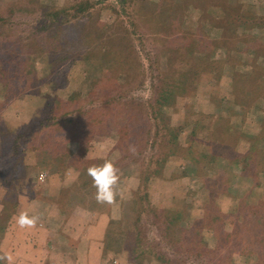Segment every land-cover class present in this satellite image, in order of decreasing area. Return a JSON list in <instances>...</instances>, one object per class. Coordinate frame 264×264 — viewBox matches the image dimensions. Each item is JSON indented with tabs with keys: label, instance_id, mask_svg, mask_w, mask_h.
Here are the masks:
<instances>
[{
	"label": "trees",
	"instance_id": "obj_1",
	"mask_svg": "<svg viewBox=\"0 0 264 264\" xmlns=\"http://www.w3.org/2000/svg\"><path fill=\"white\" fill-rule=\"evenodd\" d=\"M127 2L130 3L128 5L130 10L129 13L125 12V15L128 18L129 26L126 27L122 20H118L114 27L106 29L105 34L110 38L109 40H118L116 48H118V52L124 54L126 64L132 65L133 70L117 76L104 73V89L108 92V96L95 108H86L85 105H80L73 109L71 118L62 117L47 120L36 118L17 130L5 131L4 140L8 143V149L0 156V184L15 189L28 183L30 181L28 178L36 174L37 166L34 164L36 153L51 150L60 143L65 144L66 137L75 142V155L77 158L80 157V160L92 152L97 155V151L111 150L107 161H111L115 165L119 175V181L114 186L121 201L118 215L122 223L131 230L128 236L121 235L119 243L128 253L131 262L151 258L165 264H185L187 256H194L203 264H264V225L259 226L261 229H251L245 221L236 219V215L232 224L230 223L227 228L222 230L217 227V221L226 210L210 205L205 200L215 189L216 183L225 179L226 170L230 174L234 163L239 159L238 150L234 148L237 142L235 139L238 136L235 127L233 124L232 126L229 124L228 129L223 128L211 133L209 139L206 136L202 137L205 143L216 145L218 148H222L224 144L227 145L226 151L215 150L207 156L203 153V149L194 148L193 137L189 136L193 130L173 125L170 122V116H168V112H173L180 104L183 105L184 95L189 90L191 83L196 82L195 87L203 84L204 75H207V72L214 73L221 64L220 60L216 58V53L213 51L210 56L211 61L207 63L206 67L203 66L208 56H204L203 52L199 51L203 42L201 28L199 32L201 34H190L187 29L182 28L181 22L174 21L172 18L167 19L164 26L153 28L151 26L153 12L149 9L151 5L145 0H126L125 3ZM86 6L90 7V4L86 3ZM82 10L80 8L77 12L69 14L57 9H50L45 11L43 16L50 24L62 19L65 24L72 25L70 19L67 18H74L75 25L85 27V24L81 22ZM248 11L251 12L246 7L242 12L243 15L241 14L244 26L251 24L244 19L248 18ZM138 12L144 13V16L135 22L132 21L131 16L134 14L136 17ZM238 13L240 14V12ZM11 21V18L5 19L0 15V31L5 27H12L14 23ZM251 21L254 23V20ZM139 25L144 27L145 33L153 34L156 47H158L157 53L160 56L165 55L167 62H159V70L156 67L155 70L158 71L154 70L155 76H151L148 80L149 85L151 84L150 86L155 88L157 94L145 104L133 102L134 100L131 101V99L128 105H124L123 96L118 95V91L112 93L113 89L123 85L131 94L133 89L142 85L145 75L138 51L132 43ZM45 30L46 28L41 29V35L37 40L38 47L41 45L39 40L44 37ZM88 31L92 35L96 33L95 30ZM22 32L25 36L18 37L28 45H31L38 36L32 30H29L28 33ZM60 33L52 35L50 33V38L56 40L66 38L65 36L61 37ZM179 33L184 37L189 36L188 45L183 50H168L161 46ZM120 39L123 40L120 41ZM124 41L126 42L124 43ZM43 55L46 58L49 57V53L46 51L43 52ZM72 57V52L49 57L52 59L50 68L67 59L72 60ZM255 72L252 71V75L247 78L246 83L244 75H239L238 78L242 80V89L249 87L250 81L258 80L256 87L254 85L251 90L254 95H260L263 86L260 85L262 83L258 78L261 74L255 75ZM113 78L119 80L116 87L108 86ZM129 78L130 80L126 81ZM156 82L160 84L158 89L154 86ZM218 113L220 112L218 111ZM222 119L216 116L212 122L214 124ZM118 120L133 124L126 143H119L115 130L111 131V126H114L112 124ZM230 129H233L232 132L227 131ZM184 137L185 141L182 143L180 140ZM256 140L255 146L258 148L264 144V135ZM147 146L148 153L144 152ZM132 148L135 150L132 151ZM229 150L232 155L227 152ZM252 151L250 148L247 155ZM259 152L260 150L256 149V152L253 153L254 163L250 168V173L249 169H244L237 176V187L243 184L246 179H254V182L249 181V185L264 184V153ZM172 156H178L186 161L188 165L184 173L194 180L192 186L188 182V185L179 194L176 193L178 185L170 178L172 174L167 170ZM47 157L45 156V158ZM243 157L245 156H242V159ZM104 162L100 159L87 160L82 162V165L80 163L78 167L83 168L86 175L88 168L101 165ZM50 163H52L51 158ZM213 163L222 166V169L218 166H215L214 169L207 167ZM131 176L138 179V186L136 189L131 188L126 191L123 181ZM87 177L89 181L84 182L85 187H94L91 178L88 175ZM242 190L229 188V191L224 194L236 199L235 207L243 206L244 199L240 194ZM155 195H157L156 198ZM257 195L264 197V190L257 192ZM200 207L203 211L202 215L194 216L193 211H198ZM231 214L233 217L236 213L232 211ZM149 218L163 221L164 244L155 240L146 242L143 229ZM262 222L264 223V221ZM204 231L214 232L215 237L204 236ZM161 245L163 246L161 247ZM0 257H2L1 254Z\"/></svg>",
	"mask_w": 264,
	"mask_h": 264
},
{
	"label": "crops",
	"instance_id": "obj_2",
	"mask_svg": "<svg viewBox=\"0 0 264 264\" xmlns=\"http://www.w3.org/2000/svg\"><path fill=\"white\" fill-rule=\"evenodd\" d=\"M154 2H159L160 10L161 7L162 10L164 8L161 15L163 23L160 26H164L166 20L172 18L181 22L182 28L187 29L190 34L195 35L200 32V28L202 29L203 42L199 51L208 56L203 66L206 67L211 61L213 51L220 60L221 64L214 73L207 72V75H204L203 84L195 87L196 82L191 83L189 90L193 86L196 91H193L194 97L188 101L203 102V107H206L203 115L212 118L210 124L216 116L230 119L231 126L236 118L243 115L249 119L256 117L264 119V0H154ZM169 7L171 10L174 7L181 9L182 15L176 18L173 11L170 13ZM246 7L251 12L248 11V18L244 19L251 24L244 26L242 12ZM251 20H254V23ZM174 37L184 35L179 33ZM185 37L183 44L187 47L189 36ZM1 67L3 64H0V69ZM252 71H256L255 75L261 74L258 78L262 83L260 85L263 86L260 95H254L251 90L258 83L256 79L250 81L251 87L241 88L242 80L238 76L244 75L246 83ZM1 81L2 79H0V156L4 153L3 130H14L16 127L18 129L43 114L34 110V104L36 106L37 102L41 101L40 96L35 97L36 95L31 93L16 95L11 102L2 107L4 97ZM19 108L22 112H16ZM172 124L177 125L173 120ZM239 125L240 119L238 125L233 124L238 134L234 148L238 150V158L241 160L234 164L243 165L242 156H246L250 148L253 150L250 155L255 153L256 149L264 153V144L257 148L256 139L251 142L240 140L243 129ZM208 127L206 133L215 132L210 125ZM262 135L264 124L255 137ZM55 148L36 153L34 159L37 166L36 174L28 178L30 179L28 183L15 189L0 184V254L2 257L10 254L13 257L11 264H132L125 249L118 248V245L112 242V234L110 235L112 223L121 220L118 215L121 209L120 197L116 195L112 204L98 203L95 199L96 188L85 187L84 182H88L89 179L87 174L84 175V171L74 164V156L65 157V154L61 156L59 153L56 155ZM222 148L226 149L227 145L224 144ZM106 151H97L95 159H101L103 157L101 155ZM182 163L186 168L188 165L186 161L182 160ZM253 163L252 160L251 167ZM178 169L170 175L178 185L177 194L182 192L188 182L192 186L194 181L183 172L184 169ZM42 174L43 181L39 179ZM79 181L82 182L81 185L76 184ZM123 183L126 191H129L131 188L136 189L138 179L131 176ZM21 212L38 216L36 226L19 228L16 218ZM2 264L9 262L3 261Z\"/></svg>",
	"mask_w": 264,
	"mask_h": 264
},
{
	"label": "rangeland",
	"instance_id": "obj_3",
	"mask_svg": "<svg viewBox=\"0 0 264 264\" xmlns=\"http://www.w3.org/2000/svg\"><path fill=\"white\" fill-rule=\"evenodd\" d=\"M151 1L152 2L147 1L149 2L148 4L151 5V8L149 9L153 12L151 26L153 28H158L163 23L161 15L164 8L162 10L161 7L160 10V7L158 6L159 2L153 3L154 0ZM125 2L120 3L119 0H0V15L5 19L11 18V22L14 23L12 27H5V29L0 31V64H3L4 67V69L3 67L0 69V74L2 72L0 79H2L1 87L4 97V102L1 106H6L7 103L12 101L13 97L15 98L16 95H20L21 93L25 95H30V93L32 95L35 94V97L40 96L41 101L37 102L36 106L34 104L35 102L33 103L34 110H36V112H43L40 118L47 120L62 117L71 118V112H73L74 108H78L80 105H85L86 108H95L99 103L106 100L108 92L104 89L103 74L107 72L117 76L123 72L133 70L132 65L126 64L124 54L118 52V48H116L118 40H109L110 38L105 34L107 31L106 29L112 26L114 27L118 20H122L126 27L129 26L125 12L129 13L128 11L130 9H128V5L130 3ZM86 3H89L90 7H87ZM170 7V13L172 14L173 11L176 18H178L179 15H182L181 9L174 7L171 10ZM80 8L83 9L81 13V22L85 24V27L75 25L76 21L74 18H67L68 20L70 19L72 25L65 24L62 19L50 24L43 16V13L50 9H57L73 14ZM143 14L144 13H139L136 17L133 14V16H131L132 21L135 22L139 20L140 17L144 16ZM43 28H46V30L43 33L44 37H41L39 40L41 41V45L38 47L37 40L40 37L39 35H41V29ZM29 30L36 32L38 35L31 45L26 44L24 40H21L18 37L20 35L25 36L22 31L28 33ZM88 30H95L96 33L92 35ZM59 32H61V37L65 36L66 38H61L60 40L50 38V33L52 35ZM154 39L153 34L145 33L144 27L140 25L138 26L136 35L133 36L132 43L134 45L133 47L138 51V56L144 68L145 75L142 79L144 82L142 81V85L139 88L133 89L131 94L127 92L126 87L124 88L123 85L119 86L120 88L113 89L112 93H117L118 91V95L121 94V96H123L122 102L124 105H128L130 102L129 100L131 99V101L134 100L133 102H141L145 104L157 94L155 88L151 87V84L149 85L148 80L151 76H155V68L157 67L159 70L158 63H161V61L165 63L166 57L165 55L160 56V54L157 53L158 47H156ZM172 39L174 40H168L161 46L168 50H183L185 48L183 40L186 39V37ZM122 40L123 39H120V41ZM125 42L126 41H124V43ZM45 51L46 53H49V57H56L58 54L64 52H72L73 59H67L56 65L57 67L50 68L52 59L49 57L46 58V56L44 57L43 52ZM158 70L155 71L157 72ZM129 80L130 78L126 81ZM118 81V79L113 78L108 86L116 87L118 86ZM154 86L158 89L160 84L156 82ZM191 89L186 92V96L184 95L185 101L182 102L183 105L180 104L173 112H168L170 122L172 123L173 120V122L177 124L176 126H184L191 131L193 130V132L189 133V136L190 138L193 137L192 142L194 143V148L198 149L199 147L200 149H203V153L207 154V156L215 150L218 152H223L221 150L226 151L225 148H218L216 145L212 146L209 143H205L202 137L206 136V138L209 139L211 133H206L209 125L215 131L222 130L223 128L228 129V125L231 124L229 122L230 119L225 117L220 122L210 124L211 119L206 118L203 115L206 111V107H203V102H197L196 100H193L192 102L188 101L194 97L193 91H196L193 86ZM16 112H22V110L19 108ZM146 112L149 111L146 110ZM184 113L185 115H183ZM239 119V126L243 129L239 139L245 142L255 140L257 131H259L264 124V119L258 117L255 119H249L247 116L243 115V117L240 116L239 118H236L234 121L235 123L233 124L238 125ZM196 123H199L200 125H197ZM112 125L114 126H111V131L115 130L119 143H126L133 124L118 120ZM14 130H17V127ZM14 130H8V132ZM232 130L233 129L227 131L232 132ZM2 132L5 131L3 130ZM185 137L180 140L182 143L185 141ZM236 138H238V136H236ZM66 139L65 144L60 143V145L58 144L56 146L54 153L56 155L59 153L61 156L65 154V157H71L70 155L74 156V164L78 167L80 157L77 158L75 155L76 144L68 137H66ZM235 140L237 141V139ZM3 143L5 153L8 149V143L5 142V140H3ZM204 145L210 150L206 149ZM259 148L261 149V147ZM110 152L111 150L104 152L103 155H101L103 157L100 160L106 161ZM144 152H149L148 146L144 149ZM227 152H230V150ZM230 155H232L231 152ZM94 158H97V156L93 152L86 154L84 158L80 160V163L82 165V162L93 160ZM182 160L183 159L178 156H172L170 164L167 166L168 172L173 173V171H176L178 165L179 169H184L183 172H185L186 168L185 165H182ZM240 160L241 159L238 161ZM252 160L253 154H249L244 157L243 165L235 164L230 174L228 173V170H226L227 175L225 179L218 181L214 187L215 189L211 192V195L205 198L210 205H214L221 210H226L221 214L217 221V227L222 230L227 228L230 223L232 224V220L235 219L236 215V219L239 218L245 221L251 229H257L260 228V225H264L262 222L264 221V197L257 195V192H261L262 189L264 190V184L257 185V183L254 186L249 185V181L254 182V179H246L243 184L238 187L236 186L237 176H239L241 170L249 169L248 172L250 173ZM215 166L222 169V166L215 163L210 164L207 167L214 169ZM81 171H83V168H81ZM81 183L82 182L79 181L76 184L81 185ZM128 184L131 186L133 185V183ZM229 188L231 190L245 189L240 193L243 195L241 198L244 199L243 206L235 207V202L237 201L233 196H222L221 193L224 194L228 192ZM156 197L157 195H155V198ZM232 211L236 213L233 217H231ZM202 212V208L200 207L198 211H193V215L201 216ZM163 226L162 220L149 218L148 222H145V227L143 229V233L146 235V242L155 240L156 242L164 244L165 241L163 239L162 230L165 229ZM110 232V235L112 234L111 237H113L112 242L117 244L118 248L123 249L124 247L121 246L119 241L122 237L121 235L128 236L129 233H131L130 228L120 220L112 223ZM204 232V236L208 238L215 237L214 232ZM169 235L171 236V234ZM162 246L163 245H161V247ZM153 251L155 252L156 250ZM132 264L165 263L151 258H143L142 260L139 259L132 261ZM185 264L203 263L196 260L194 256H187Z\"/></svg>",
	"mask_w": 264,
	"mask_h": 264
},
{
	"label": "clouds",
	"instance_id": "obj_4",
	"mask_svg": "<svg viewBox=\"0 0 264 264\" xmlns=\"http://www.w3.org/2000/svg\"><path fill=\"white\" fill-rule=\"evenodd\" d=\"M132 151L135 149L132 148ZM87 175L91 178L93 186L96 188L95 199L100 204H112L116 199L114 186L119 181L118 169L111 161H105L101 165L93 166L87 169ZM39 217L29 215L27 212H21L16 218V224L19 228H32L37 224ZM13 257L6 254L0 257V264L8 261L11 264Z\"/></svg>",
	"mask_w": 264,
	"mask_h": 264
},
{
	"label": "built area",
	"instance_id": "obj_5",
	"mask_svg": "<svg viewBox=\"0 0 264 264\" xmlns=\"http://www.w3.org/2000/svg\"><path fill=\"white\" fill-rule=\"evenodd\" d=\"M39 179H40L41 181H43V179H44V175H43V174L40 175V176H39Z\"/></svg>",
	"mask_w": 264,
	"mask_h": 264
},
{
	"label": "water",
	"instance_id": "obj_6",
	"mask_svg": "<svg viewBox=\"0 0 264 264\" xmlns=\"http://www.w3.org/2000/svg\"><path fill=\"white\" fill-rule=\"evenodd\" d=\"M119 2H120V3H123V2H124V0H119Z\"/></svg>",
	"mask_w": 264,
	"mask_h": 264
}]
</instances>
